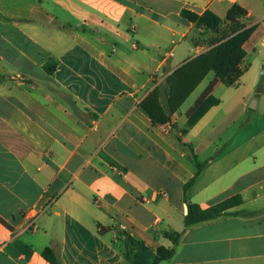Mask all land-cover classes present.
Returning a JSON list of instances; mask_svg holds the SVG:
<instances>
[{
    "label": "crops",
    "instance_id": "crops-1",
    "mask_svg": "<svg viewBox=\"0 0 264 264\" xmlns=\"http://www.w3.org/2000/svg\"><path fill=\"white\" fill-rule=\"evenodd\" d=\"M258 3L0 0V264H51L46 249L60 264H152L158 248L174 247L168 232L182 238L161 264H264ZM234 5L256 28L238 84L218 83L208 96L219 103L188 127L186 113L216 76L183 107L210 72L172 123L153 124L141 103L223 40ZM183 10L212 12L220 31ZM195 176L190 203L208 209L240 196L241 205L186 227L184 186Z\"/></svg>",
    "mask_w": 264,
    "mask_h": 264
},
{
    "label": "trees",
    "instance_id": "trees-1",
    "mask_svg": "<svg viewBox=\"0 0 264 264\" xmlns=\"http://www.w3.org/2000/svg\"><path fill=\"white\" fill-rule=\"evenodd\" d=\"M246 15V10L234 5L226 17V21L230 24L227 28L229 29L228 32L226 30L223 33L225 34L223 40L219 41L209 51L202 53L178 68L166 79L164 86H157L144 99L140 106L148 114L153 124L164 125L172 123L173 115L210 72H214L216 77L186 113L188 127L196 125L211 107L219 103L214 97L208 96L218 83H223L227 86H236L238 84L246 71V68L242 67L247 55L244 44L250 39L256 29L255 26L247 28L246 25L240 22V19ZM181 16L192 23H196L198 27L207 28L215 32L220 31L223 22L210 11L198 15L188 10H183ZM56 67L57 63L53 61L46 66V70L52 74ZM174 127H176V124ZM194 157L198 166L197 175H199L204 164L197 160L196 155ZM196 176L184 186L185 200L188 205V212L185 216L186 227L215 219L228 209L241 205L242 199L240 196L228 198L208 209H202L200 206L190 203L187 198V192L194 184ZM105 231L107 229L100 226V232L104 233ZM166 237L173 242L174 247L158 248L152 264H161L174 257L175 247L180 243L182 233L168 232ZM127 239L131 246L134 247L133 238L127 235ZM43 256L51 264H60L56 255L50 249H46L43 252ZM133 264H136L135 261Z\"/></svg>",
    "mask_w": 264,
    "mask_h": 264
},
{
    "label": "rangeland",
    "instance_id": "rangeland-1",
    "mask_svg": "<svg viewBox=\"0 0 264 264\" xmlns=\"http://www.w3.org/2000/svg\"><path fill=\"white\" fill-rule=\"evenodd\" d=\"M261 1V3L262 4H259L258 3V5L260 6V9H261V11H263L264 10V0H260ZM264 12V11H263ZM228 27V26H227ZM227 30V31H226ZM228 30L229 29H224V31H226V32H228ZM224 36H225V34H224ZM209 77L205 80V82L203 83V85L197 90V92L192 96L191 95V97L186 101V104H185V106L183 107V110H187L189 107H191L192 105H193V103H194V101H195V99L197 98V96L200 94V92H201V90H202V88L211 80V79H213L214 78V74L213 73H211V74H209L208 75ZM68 100H69V98L68 97H66ZM71 101V100H70ZM72 102V101H71ZM165 264H169V263H165Z\"/></svg>",
    "mask_w": 264,
    "mask_h": 264
},
{
    "label": "water",
    "instance_id": "water-1",
    "mask_svg": "<svg viewBox=\"0 0 264 264\" xmlns=\"http://www.w3.org/2000/svg\"><path fill=\"white\" fill-rule=\"evenodd\" d=\"M251 108L256 109V107H254V106H251Z\"/></svg>",
    "mask_w": 264,
    "mask_h": 264
}]
</instances>
